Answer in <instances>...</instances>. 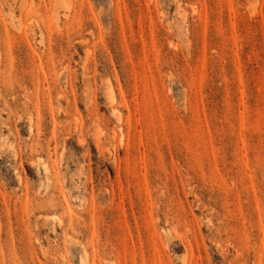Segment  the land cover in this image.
I'll return each mask as SVG.
<instances>
[{
	"label": "rangeland",
	"instance_id": "rangeland-1",
	"mask_svg": "<svg viewBox=\"0 0 264 264\" xmlns=\"http://www.w3.org/2000/svg\"><path fill=\"white\" fill-rule=\"evenodd\" d=\"M0 264H264V0H0Z\"/></svg>",
	"mask_w": 264,
	"mask_h": 264
}]
</instances>
